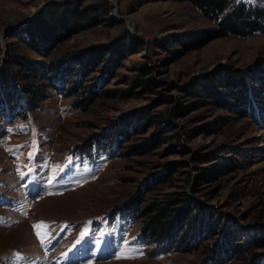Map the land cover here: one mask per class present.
I'll return each mask as SVG.
<instances>
[{"label": "rangeland", "instance_id": "obj_1", "mask_svg": "<svg viewBox=\"0 0 264 264\" xmlns=\"http://www.w3.org/2000/svg\"><path fill=\"white\" fill-rule=\"evenodd\" d=\"M59 1L0 0V72L6 53L46 62L94 44L114 48L130 33L144 40L138 51L121 60L108 55L80 80L130 88L146 62L156 86L76 107L58 85L26 99L21 84L33 78L19 72L13 86L0 85V262L264 264V27L217 36L176 57L157 38L215 26L196 4L82 0L99 3L107 20L48 54L14 36L25 37L35 16ZM225 75L237 78L231 88L244 80L245 101L230 97ZM203 83L215 97L200 102L188 93ZM149 112L156 122L135 132ZM145 137L146 151L128 147ZM153 202L174 213L200 205L205 223L188 241H155L143 234L138 212ZM37 225L48 226L43 238Z\"/></svg>", "mask_w": 264, "mask_h": 264}, {"label": "trees", "instance_id": "obj_2", "mask_svg": "<svg viewBox=\"0 0 264 264\" xmlns=\"http://www.w3.org/2000/svg\"><path fill=\"white\" fill-rule=\"evenodd\" d=\"M188 1L196 4L206 16L213 19L215 26L157 38L158 45L176 49V57L191 48L204 45L217 36L229 33L249 35L264 27V7L248 0ZM100 6L99 3L82 5V0L54 2L29 23L25 37L19 34L14 36L19 37V40L41 51L42 54H48L58 42L65 38L83 29L105 22L108 11L101 9ZM143 43L144 40L140 37L127 33L126 39L114 48L106 49L102 44H94L86 48L69 51L58 57H51L46 62L41 61L38 63L29 60L23 55L6 53L4 56V69L0 72V85L3 84L4 87L13 86L12 75L19 72L24 78H33L21 84L26 99L39 96L44 88L57 87L58 85L62 92L74 95L76 107H86L98 95H130L138 90L135 87L154 90L156 81L153 76L147 75L150 71V66L146 62L139 65L140 73L133 77L130 88L102 86L96 88V85L90 88L92 84H83L80 80L85 78L90 71L96 69L98 62L107 58L108 55L111 59L117 57L118 60H121L128 54L138 51ZM17 68H19V71H17ZM222 80H225V85L229 87L227 91L230 97L239 102L245 101L247 85L244 80L240 82L242 88L238 89L231 88L232 84L237 83V78L225 75ZM90 89H93V92ZM189 92L188 94L198 96V101L200 102H203L204 99L206 100V96H214L213 88L208 83H203L198 88H192ZM17 112V116L22 113L20 111ZM262 117L264 118V106ZM154 120L151 112L143 115L139 119L140 124L136 127L135 132H140L146 122L149 125L154 124L156 122ZM165 137L159 136L158 138ZM150 144L151 140L145 137L142 142L133 143L128 147L135 152H144L149 149ZM164 208V205L154 202L144 204L139 208L138 212L145 217L142 224V232L146 237L171 244L181 235V238L186 237L188 241V238L198 235L197 229L201 230L203 226L201 223H205L204 215L198 213L200 205L190 207L187 203L182 210L176 213L166 211ZM196 218L199 226H194L196 228L189 230L186 229L184 223H190L192 226V224H195ZM219 258L220 254L215 257V263L218 262Z\"/></svg>", "mask_w": 264, "mask_h": 264}, {"label": "snow or ice", "instance_id": "obj_3", "mask_svg": "<svg viewBox=\"0 0 264 264\" xmlns=\"http://www.w3.org/2000/svg\"><path fill=\"white\" fill-rule=\"evenodd\" d=\"M48 226L47 225H37L36 226V228H37V235L38 236H41V238H43V235L44 234H46V233H43L42 231H41V229L43 228V229H46ZM0 264H2V262H0Z\"/></svg>", "mask_w": 264, "mask_h": 264}]
</instances>
